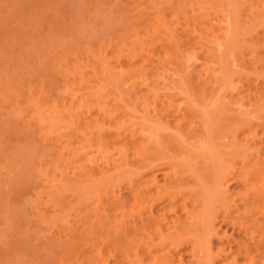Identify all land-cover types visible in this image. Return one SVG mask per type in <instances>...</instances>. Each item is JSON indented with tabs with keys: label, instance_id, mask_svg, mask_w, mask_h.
<instances>
[{
	"label": "rangeland",
	"instance_id": "1",
	"mask_svg": "<svg viewBox=\"0 0 264 264\" xmlns=\"http://www.w3.org/2000/svg\"><path fill=\"white\" fill-rule=\"evenodd\" d=\"M187 3L188 0H0V264H97L96 260L99 259L100 264L131 263L132 255L125 254L132 249L129 248L133 245L132 240L128 239V236L131 238V233H125L118 221L115 222L121 218L119 216L122 212L119 204L116 203L117 206L111 201V194L116 193L120 199L126 201V208L133 202L136 188L141 187L145 191L141 192L144 193L142 197L148 195L147 197L150 198L146 197L148 204L153 203L154 213L161 218L162 215L158 210L167 204L168 199L151 201L152 193L155 194L153 191H156L157 186L153 185L151 190L150 187L146 190L145 185L141 184H144L146 177L152 175L157 177V181L163 182L166 170H170L167 172L172 179L180 175L177 171L173 172L170 161L161 163L162 161L159 160L156 164V160L153 164L156 165L149 169L143 166L147 172L143 168L138 169L140 167L136 163H131L135 157L137 158L132 138L135 137L134 142L137 140L139 142L142 139L140 135L147 134L144 137L153 140L148 135L158 136L159 133L160 140H158L163 142L162 145L167 143L166 145L172 146L178 141L174 136L177 132L172 133L173 130L170 132L165 126L166 129L160 128L165 118L168 119V124L172 122L169 120L173 114L171 112H224L222 114L226 115L225 117L231 114L232 117L235 114L238 116L239 113L243 115L254 99L239 91L241 84H237L239 89L233 87V84L240 81L245 85L252 81L251 85H257L263 90L264 77L259 75L261 78H257L250 70L251 59L248 54L253 49L256 50V54L264 51V0H233L232 3L238 7V10L240 9V14L242 13L241 17L250 14L248 12L254 14L255 11L259 16L254 22L244 21L239 37L240 50L226 51L223 69L216 62V54L211 55L206 63L200 58L202 54L197 56L192 49L190 51L193 53L187 50L183 51L181 56L167 51L169 49L167 44L171 39L178 38L177 40L181 42L183 37L185 38L183 40L193 37V31L189 30L190 25L187 26L183 21L190 17L194 10L192 5ZM227 4L223 5V9L229 6ZM230 8L232 7L229 6L227 9ZM211 10L210 16H213L211 21L212 18L216 21L217 10H214L215 12ZM153 18H159L161 24H156L154 22L156 19ZM145 25L147 27L144 31L148 32L146 34L142 30V26ZM165 33L166 36L170 34L173 36L165 37ZM136 34L139 35V40L148 41L144 46L151 41L149 44L152 45L149 46L152 48L147 51L148 47H145V50L134 47L133 38ZM161 37L163 40L159 41ZM186 53L188 55L184 56ZM189 54H192L191 59H188ZM185 58L188 59L187 62ZM122 63L126 64L124 69L120 68ZM127 64L131 67H127ZM222 70L231 78L225 80L227 82L222 78ZM200 82L205 86V91L195 89L201 85ZM262 90H260L262 94L259 92L260 96L264 94ZM261 98L262 100L254 101L257 111L262 112L261 117L253 116L252 121L256 123L258 120L264 123V95ZM71 100L83 101L80 110L76 107L70 111L64 110ZM162 112L171 114L169 116L164 113L165 115L161 117ZM140 113L146 116V121L141 122L142 125L138 122ZM176 116L184 120L181 122L182 126L188 124L187 117L184 118L181 113ZM132 123H139L133 137L131 130L135 125ZM151 125L159 127L161 131L151 129ZM228 138L221 139L220 147L234 153L233 156L231 152L227 153V156L228 154L231 156L229 163L232 162V166H235L231 175L234 177L233 175L238 174L242 166L246 169L253 167L256 156L245 148L242 162L237 156L240 146L234 145L233 139ZM179 143L178 146L176 145L177 148L163 147L177 151L182 147ZM194 149L193 152H199H196L198 154L194 152L198 156L192 157L196 163L204 158L202 156L204 152L201 154L202 151L198 147ZM167 150L162 151L165 153ZM180 150L182 151L179 148ZM181 151L176 154L180 155ZM186 151L185 149V156ZM184 155L181 154L183 158ZM261 157L256 167L259 170L258 174L263 176L264 162L262 163L263 157ZM88 158L89 160L94 158V162L90 164ZM117 160L121 162L120 164L126 163L129 167L123 165L124 167H119L121 169L118 170ZM83 163L85 165L89 163L86 168L90 166L94 169L93 177L90 176L89 182L96 183L93 186L96 192H90L91 195L86 192L85 200L81 192L84 185H88L87 180L90 178L83 176L84 171L87 170L83 169ZM200 163V161L199 164L197 163L198 169H203L205 166L208 168L209 164L202 163L204 165L202 168ZM100 164L106 165L111 178L106 174L107 177L98 179L100 175H97L98 171L95 170L99 169ZM191 169L180 170L181 174L186 171L185 175H181L182 177L192 178L188 181L193 180L190 175L193 176L195 173ZM95 172L97 174L94 175ZM74 173L75 176L80 174L79 180L78 177H72ZM182 177L183 181L187 180ZM231 177L227 181L228 184L226 183L230 190L226 197L229 201L239 188ZM53 180L57 181L55 185ZM188 183L183 182V184ZM250 186L247 190L248 194L257 190L259 183ZM98 195L101 196L100 199ZM220 197L224 198L222 194ZM234 201L235 205L231 201L227 206L228 214L226 213L225 221L217 218L214 223V227H217L216 232L213 230L214 236L211 235V245L213 244L214 250L218 243L225 246L227 240L240 239L238 236L242 229L239 226L233 227L232 223L235 225L233 221L242 210V204L239 198ZM178 202L180 201L175 200L173 204L178 205ZM92 207L97 209L100 220L106 222L102 230L96 229L95 225L92 229L90 221H87L89 220L87 214L95 212ZM178 211L180 214V209ZM170 212L167 209L168 219H163L164 223L170 222L169 220L177 216L176 212ZM85 214L87 217H84ZM241 215L243 219V214ZM128 219H125L126 224L132 221L131 219L127 221ZM116 223L118 226L115 225ZM122 229L125 234L120 232ZM247 232L243 235L246 237L244 239L251 237L250 232ZM243 236H240L241 239ZM123 237L129 241H125ZM121 239L122 241H119ZM104 240L107 243L103 245L101 241ZM124 241L127 245L123 244ZM123 247L129 248L124 254L120 251ZM99 248L103 250L102 255H97ZM224 248L223 251L227 252L231 251L233 246L226 245ZM190 255V253L183 255V259L187 261ZM238 258L236 262L241 264L242 261L240 257ZM145 260L143 263L147 264ZM217 260L218 258L214 260L216 264L221 261Z\"/></svg>",
	"mask_w": 264,
	"mask_h": 264
},
{
	"label": "bare ground",
	"instance_id": "2",
	"mask_svg": "<svg viewBox=\"0 0 264 264\" xmlns=\"http://www.w3.org/2000/svg\"><path fill=\"white\" fill-rule=\"evenodd\" d=\"M227 2L229 4H227ZM232 2H233V0H188V3L192 5L194 10H193L191 16L187 17L183 21L187 23V26L190 25L191 28L189 30L193 31V37L188 38L186 40H183L185 38L183 37V34H182L183 38H181L182 39V40H180L181 42H179L177 40L178 38L174 39V40L170 38L171 40L168 43L169 45L167 44V46H169V49L167 51H169L170 53H172L174 55L178 54L180 56H181L183 51H187V50H188L187 52H189V53L190 52L193 53V51H194V53L196 55L198 54L199 56L201 53L202 57H200V58L203 61H205L206 63H207V61L211 55L216 54V56H217L216 62H218L223 69V67L225 65V53H226V51H228V50L229 51H235V50L239 49V46L241 44V43H239V37L241 35L243 25L247 22V20L254 22L256 20V17L259 16V14H256V11H255L254 14H253V12H248L250 14L247 13L248 15L247 16L245 15L246 17L242 16V17H244V18H242L241 17L242 13L240 14V9L238 10L237 9L238 7L235 4H233ZM224 4L225 5L227 4L230 7H232V8H230L231 10L227 9L229 6H227V8L225 7L223 9ZM187 9H188V7H187ZM211 9L213 11L217 10V13L219 14L218 15L216 13L217 18H218V19H216V21H214L213 18L211 21V17H213V16H210V14H211L210 10ZM212 10H211V12H212ZM218 11H220V12H218ZM139 19H140V17H139ZM174 21L176 22V20H174ZM244 21H245V23H244ZM141 22H143V21H141ZM154 22L156 24L157 23L161 24V23H159V18H157ZM133 25H134V23H133ZM146 27H147L146 25H145V27L142 26V30L144 31L145 30L144 28H146ZM142 30H139V31H142ZM137 31H138V29H137ZM135 33H139V32H135ZM146 33H148V32H145V34ZM183 33L185 34L184 31H183ZM149 34H152V33H149ZM149 34H147V35H149ZM166 35L167 34L165 33L164 36L168 37V38L173 36V34H170L168 36H166ZM190 35H192V34H190ZM194 35H196L197 37H195ZM140 36H143V35H140ZM153 36H154V34L152 35V37ZM149 39L151 40V38H149ZM141 40H139V35L136 34V36H134V38H133V43H134L133 46L134 47L137 46L138 49L141 48L143 50H145L144 49L145 47H148V48H146L148 51L150 48L149 45H152V44H149V43H151V41L149 40L150 42L148 44H145L146 46H144V43L146 41L145 40L141 41ZM162 40L163 39L161 37V40H159V41H162ZM162 46H164L163 43H162ZM165 47H166V44H165ZM130 48H131V46H130ZM191 49L193 51H190ZM215 51H217V52L215 53ZM138 52H140V50ZM154 52H155V50H154ZM187 55H188V53H186V55H184V56H187ZM196 55H195V57H196ZM249 55H250V59H251L250 60V70L256 74L257 78L260 77L259 75H262V77H264V69L262 70V68L264 67V51L261 52L260 54H256V50L254 51V49H253L252 51H250V54H248V57H249ZM190 57L192 58V54H189L188 59ZM188 59H186V62L188 61ZM189 61H191V60H189ZM107 64L108 63L106 62V65ZM125 65H126L125 63L120 64V66H121L120 68L124 69ZM104 66H105V64H104ZM129 66L130 65H128L127 67H129ZM104 68L106 69V66ZM121 72H122V70H121ZM199 72L200 71H198V73ZM174 75H176V74H174ZM200 75H201V73H200ZM200 77L198 78V80H200ZM222 78L225 81L229 78V76L223 71ZM230 79L231 78H229L228 80H230ZM169 81L170 80L168 79V82ZM171 81H172V79H171ZM225 82H227V81H225ZM251 82L244 85L240 81H238L237 83L235 82L236 84H233L234 85L233 87L238 88L237 84H241L240 85L241 88L239 90L240 92L245 93L247 95V97L248 96L253 97L255 102L262 100L261 97H263L264 94L260 96V93H259V92H261L260 90H262V89L258 88L259 86H257V85H255V86L251 85ZM200 84H201V82H200ZM263 85H262V87H263ZM195 89L199 90V91H205L206 90L205 86L202 84L199 85L198 88H195ZM263 90H264V88H263ZM262 93L263 92H261V94ZM74 98H73V100H74ZM253 102L249 103L250 108L248 110H246V112L243 115H242V113H239L242 116H240L239 114H238V116H236L237 114H235L232 117V114H231V116L225 117L226 115L222 114L224 112H180L184 118L187 117L186 120L188 121V124L186 125V122H185L184 123L186 125L185 127H184V125L182 126V123H181L184 120L181 117H178L179 115L176 116L177 114H180L179 112L178 113L177 112H171L173 114H171L169 112L168 113L164 112L167 115L169 114V116L171 114L170 119H169L172 121L170 123L171 125L168 124V119L166 120V118H165L164 120L166 122L164 120L162 121V119H159L162 121V125L160 126V123H159L158 126H160V128L163 127L162 129H164L165 127L169 128L170 132H172V130H173L172 133L177 132V134L175 133L174 136L177 138L178 141H177V143H173L174 145H172V146H169L171 144L166 145L167 143L165 145L164 144L162 145L163 142L159 141L160 140L159 139L160 138L159 133H158V136H156L157 134L154 135L155 137L152 136V134L148 135V136H151V138H153V140H148L149 137H144L145 135L147 136V134H145L144 136H141L139 134L142 139L139 138L141 140L138 142V140L136 138L137 141L134 142L135 137H133V136H134L136 129H138L137 125H139V123H140V125H142L141 122L146 121V118H145L146 116H144V114L140 113L138 116V120H139L138 122L139 123H136V124L132 123L135 125V127H133V129L131 130V133H132L131 136L133 135L132 136L133 140H131V139L130 140L132 141L133 148L136 152L135 154H136L137 158L136 157H135L136 159L134 158V160H136V162H134V160L133 161L130 160L131 163L132 162L136 163V165L140 167V168L137 167L138 169H142L143 166L146 167L147 169H149L150 167L155 166L159 160L162 161L161 163H163L165 161H170V163L174 169V170L172 169L173 172L177 171L178 174L180 173V175H178V176H180L179 177L180 179L178 178V176H177V178L173 177L174 179H172L169 172H167L170 170H166L165 172L168 173L169 175H167L166 173L164 174V172H163V174H164V176L162 175L163 176V182H162V180L157 181L158 180L157 177H155V175H152L150 177L145 178V180L143 181L144 184H141L142 182L140 183L143 186L145 185L144 188L146 190L149 189V187H150L149 190H151V186H153V185L157 186V187L155 186L157 188V189H155L156 191H153V192H155V194L152 193L153 195L152 194H151L152 196L150 195L151 198H153L151 201H153V200L158 201V199H161V200L162 199L163 200L168 199L167 204L164 203L165 205L162 206V209H160L161 207L159 208L160 210L157 209L158 211H160V213H161L160 215H162L161 218H160V216H158V214L154 213L155 211L153 208L154 207L153 203L149 202L150 205L148 204L147 199H146V197L148 195L145 194V195H143L144 197H142V194H144V193L141 194V192H145V191H143V189H141V187L136 188V191L134 193L135 195H133V202L131 203V205H129V207H126V208H125V202L126 201L120 199V197L116 193L111 194V198H112L111 201L114 202L115 204L118 203L119 208L122 212V215L119 216L121 218L117 219L115 217L117 219V220L114 219V220H116L115 222L118 221L117 223L119 224L120 227L122 226L124 228L125 233H129V232L131 233V238L128 235H126V238L128 236L129 237L128 239L132 240L131 242L133 243V245L131 247H129L132 249H129L127 247L126 248L123 247L124 249L123 248L120 249L121 252L123 251L122 252L123 254H124L125 250H128V249L130 250L129 252L126 251V253H125V254L132 255L130 258L132 262L129 264H145V263H143L145 259L148 261L147 262L145 260L147 264H216L214 260L217 258H218V260L219 259L221 260V261L217 260L218 261L217 264H237L236 261H238V259H239L238 257H240V260L242 261L241 264H243L244 262H245L244 264H246V263L247 264H264V175L262 176V175L258 174L259 170H258V167H256V164L259 163L258 161H259L261 156L263 157V159H261L262 163L264 162V151H263L264 149H262V147L264 146V123L258 119H257L258 120L257 123L252 121V118H254L253 116L261 117V113H262L260 111H257L258 110V109H256L257 105L255 102H254L255 104ZM261 102L262 101H260V103ZM257 104L259 105V102ZM82 105H83V101H80V102L75 101L74 102L71 100V101H69V103H67V106L64 107V110L66 109L65 111H70V109L72 110V108L74 109L75 107H76V109L77 108L79 109V107L81 108ZM164 113L163 112L161 113V117H163L162 115ZM244 115H245V117H244ZM135 121H133V122H135ZM254 121H256V120H254ZM167 124H168V126L170 125V127H168ZM151 126H150L151 129L153 128L157 131H159V130L161 131V129L159 127L157 128V126H153V125H151ZM224 126H226V127L223 128ZM151 132H152V130H151ZM152 133H154V132H152ZM139 135H137V136H139ZM169 135H170V133H169ZM135 136H136V134H135ZM227 137H229L228 139H230V138L233 139L234 145L240 146V150H239V152H237L238 154L237 153H235V154H237L238 158L240 160H242V162L244 161L243 150H245V148L248 149V151L250 150V153L252 151V153H254L256 158H257V160H256V158L254 160V162L256 161L254 163L255 166L253 165V167H251V168L247 167L248 169H246L242 166L240 172H238V174L233 175L234 177H231V175L233 172L232 168H234L235 166L234 167L232 166V162L229 163V161L231 159V156L229 154L231 151L230 152H229V150L226 151V150H224L225 148L222 149L220 147V144L222 142L221 139L222 138L227 139ZM155 138H157V140ZM173 140H174V137H173ZM179 141H180V143H179ZM178 143H179V146H182V147H179L180 149H182V151L180 150L181 151L180 155H178L180 152L179 148L177 149V151L176 150H167V148H169V147L174 148L176 145L178 146ZM228 144H230V143H228ZM163 146L167 147V148H164ZM177 146L175 148H177ZM195 147L196 148L198 147V149H200L202 151V152H200L201 154L204 152L202 155L204 158H202L203 160L201 159L204 162L199 160L201 162L200 163L201 167L203 168L204 165L209 164L208 168L205 166L203 169H198L199 161L195 163L194 162L195 159H193V158H195L194 155L199 153L198 151H194L195 153L198 152L196 154L193 152V149ZM241 148H242V150H241ZM165 149L167 151H165V153H164V151H162V150H165ZM185 149L187 150L186 151L187 157L184 155ZM168 151H170L171 153H169ZM174 151H175V153H174ZM166 152H168V155ZM176 153H178V154H176ZM227 153H229L228 156H227ZM164 154H166V155H164ZM181 154H183L185 158H183V156H181ZM205 154H206V156H204ZM191 155H193V156H191ZM233 155H234V153H232V156ZM196 156H198V155H196ZM176 157H178L179 160ZM89 158H91V156ZM89 158H88V160H89ZM228 158H229V160H227ZM100 159H102V158H100ZM156 160H157V162H156ZM89 162H90V164L93 163L94 158L89 160ZM118 162H117L118 170L121 169L119 167H124L123 165H125V166L127 165L124 162H123L124 164H120L121 162H119V163ZM155 162H156V164L153 165ZM172 163H174V164H172ZM202 163H205V164L203 165ZM83 164L85 166V168L83 166V169H87L84 171L83 176H89V178H90V176L93 177L92 172H94V169L90 168V166H89V168L88 167L86 168L87 164H89V163H86V165H85V163H83ZM97 164H99V162ZM115 164H114V166L116 167ZM129 165H131V164H129ZM132 165H134V164H132ZM179 165L181 167V169H180L181 171H182V169H185L188 171L189 169H191L193 167V169H191V171L193 170V172H195V173H193V176H192L191 172L189 171L191 174L190 176L193 177L192 181L191 180L188 181V179H192V178L182 177L183 175L186 174V171L184 170L185 173L181 174V171L179 170ZM183 165H187V166H183ZM105 166L104 165L101 166V164H100V166L98 167L99 169L95 170V171H98L97 172L98 174L95 172L94 175L95 174L100 175L99 176L100 178H98V179L102 180V178L107 177L106 174L108 176L110 175V174H108ZM182 166L184 168H182ZM188 166H190V167L192 166V167L189 168ZM128 167L129 166L127 165V168ZM96 168H97V165H96ZM146 168H143V170H145ZM206 168H207V170H206ZM77 169H79V168H77ZM198 170H200V171H198ZM201 170L202 171L205 170V171L202 172ZM62 173H65V172H62ZM177 173H174V175H176ZM263 173H264V171H263ZM75 174L76 173H74V176H72V177L77 178L80 175L79 174L78 176L77 175L75 176ZM174 175H172V176H174ZM181 177L184 179H187V180H185L186 182L183 181L181 179ZM187 177H188V173H187ZM230 177H231V179L233 178V181H235L236 185L238 184L237 186H239L237 191H235L234 194L232 193L233 196L230 200L233 201L232 203H234L235 201H239V200L234 201V199L239 198L240 203L242 204V208H241L242 210L238 213V216H237V218H235V221H233V222H235L234 223L235 225H233V223H232V226L233 227L239 226V228L242 229V230H240L241 233L242 232H244V233H242V234L239 233L240 235L238 237L240 239L237 241L236 240L235 241H232V240L228 241L227 240L225 242L226 245H228V247H230L231 245L233 246V249L231 251L226 252V251H223V250H225L224 247L226 246V245L224 246L223 244H219V243L217 244L216 243L217 244V245L215 244L217 246L216 249L214 250L213 249L214 247L212 248L213 244L211 245V241H212L211 235L214 236L213 234H215V233H213V230L215 232L217 230L216 229L217 227L216 228L214 227V223H215V221H217V218L221 219V221H225L224 219H225L226 213L228 214V210H227L228 207L227 206L231 201H229L226 198L227 194H229V192H228L229 188L226 186V183H227L228 179L230 180ZM110 178H111V175H110ZM66 179L67 178H65V180ZM77 179L79 180V177ZM93 179L94 178H92V180ZM54 180H55V178H54ZM259 180H260V182H259ZM87 181H88L87 182L88 185H86V186L84 185V187H83L84 189L81 192V193H83L84 200H85L86 192H88V193H90L92 191L96 192V190H95L96 188L95 189L93 188V186H95L96 183L92 184L91 182H89V181H91V178H90V180H87ZM150 181H152V182H150ZM55 182H57V181H54V185H55ZM159 182H161V183H159ZM183 182L184 183L189 182L188 183L189 185L183 184ZM255 183H257V184L259 183V188L255 191L252 190L253 191L252 194H248L247 190L250 189L249 188L250 184H255ZM137 185H139V184H137ZM250 187H252V186H250ZM55 189H56V187H55ZM111 189H114V188H111ZM107 190H108V188H107ZM140 190H142V191H140ZM150 193H151V191H150ZM244 193H245V195H244ZM221 194H222V196H224V198L220 197ZM49 195H51V194H48V196ZM90 195H91V193H90ZM234 196H236V198ZM98 197H99V195H98ZM98 197H97V200H98ZM100 197H99V199H100ZM143 198H145V199H143ZM147 198H149V197H147ZM179 199H181V200H179ZM175 200H176V202L180 201V202H178L179 203L178 205L173 204L175 202ZM80 201H82V200H80ZM88 201H89V198H88ZM111 201H110V203H111ZM155 203H157V202H155ZM81 204H83V203H81ZM172 204H173V207H171ZM234 205H235V203H234ZM146 207L148 209H145ZM92 208H93V211H95V212L94 213L90 212L89 214H87V215H89L88 217L85 214L84 217H87V219H89L87 221L88 222L90 221L89 223H90L91 227L93 226L92 229H94V225H95L96 229L102 230L104 228V226L106 225V222L101 221L100 218L98 217L99 213L96 211L97 209L95 207H92ZM92 208H90V210ZM166 208L169 211H171L170 213H172V211L176 212L175 214L177 216L175 215L176 217H174V219L169 220L170 222L164 223L162 220L163 219L166 220V218L168 217V216H166L167 215L166 214V211H167ZM179 209L181 211L180 214L178 213ZM167 213H169V212H167ZM241 214H243V219H242ZM52 216H54V215H52ZM128 217H129V219H128ZM228 217H226V219ZM171 218H169V219H171ZM125 219H128L127 221H129L131 219L132 221H131V223L126 224L127 222ZM248 219H250V220H248ZM106 221L108 222V220H106ZM249 222H251V223H249ZM58 223H59V221H58ZM117 223L115 225H117ZM85 224H88V223H85ZM119 229L120 228L118 227L117 230H119ZM75 230H76V228H75ZM72 231H74V229ZM247 231L250 232L251 237H249V239H244L245 236H243V235L246 234L245 232H247ZM89 232H90V230H89ZM115 232L117 233V231H115ZM120 232H123V229H122V231L120 230ZM98 233H99V231H98ZM118 233H119V231H118ZM111 234H113V233H111ZM240 236L241 237L243 236V238L241 239ZM91 237H93V236H91ZM122 239L119 241H122ZM105 240L103 242L101 241V243L102 244L107 243V241H105ZM107 240H108V238H107ZM129 240L125 239V241H129ZM125 241L123 242V244L127 245ZM114 244H115V242H114ZM101 249L102 248L98 249L99 254H97V255H100V254L102 255L101 251H103V250H101ZM118 249L119 248H117L116 250L118 251ZM98 251H97V253H98ZM187 252L190 253L191 255L189 256L190 258L187 256V259L188 258L189 259L186 261L183 259V255L186 256L188 254ZM110 254L111 253H109V255ZM112 254H114V253H112ZM110 256H112V255H110ZM92 257H93V255H92ZM97 257H96V259H97ZM176 258H177V260H176ZM101 260H103V258ZM96 261H98V263L100 264V259L96 260ZM101 264H106V262L101 263ZM238 264H240V263H238Z\"/></svg>",
	"mask_w": 264,
	"mask_h": 264
}]
</instances>
